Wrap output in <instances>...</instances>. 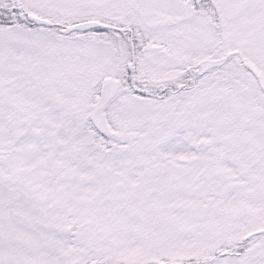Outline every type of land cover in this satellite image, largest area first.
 Masks as SVG:
<instances>
[{"label": "snow or ice", "instance_id": "snow-or-ice-1", "mask_svg": "<svg viewBox=\"0 0 264 264\" xmlns=\"http://www.w3.org/2000/svg\"><path fill=\"white\" fill-rule=\"evenodd\" d=\"M0 264H264V0H0Z\"/></svg>", "mask_w": 264, "mask_h": 264}]
</instances>
